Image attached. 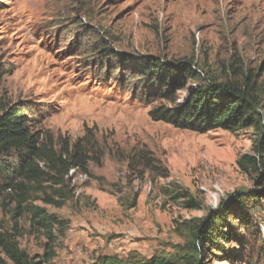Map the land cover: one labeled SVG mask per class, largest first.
Returning a JSON list of instances; mask_svg holds the SVG:
<instances>
[{"label":"rangeland","instance_id":"obj_1","mask_svg":"<svg viewBox=\"0 0 264 264\" xmlns=\"http://www.w3.org/2000/svg\"><path fill=\"white\" fill-rule=\"evenodd\" d=\"M96 41L125 56L189 60L217 80L251 74L264 100V0H0L1 103L27 106L35 128L54 138L90 134L104 151L87 175L71 172L63 207L34 203L66 226L55 233L53 264L132 254L184 264L193 245L195 264H264L262 134L200 135L154 121L159 104L122 83L124 71L95 53ZM259 112L264 122V102ZM245 156L261 168L241 171ZM254 191L259 200L243 198ZM3 199L0 221L11 231ZM220 210L224 219L213 220ZM206 222L217 232L197 241ZM19 226V248L41 257L42 233L27 217Z\"/></svg>","mask_w":264,"mask_h":264},{"label":"trees","instance_id":"obj_2","mask_svg":"<svg viewBox=\"0 0 264 264\" xmlns=\"http://www.w3.org/2000/svg\"><path fill=\"white\" fill-rule=\"evenodd\" d=\"M92 46H96L95 53L101 58L107 55L118 62V68L124 71L122 83L131 82V89L147 104H159L150 112L154 121L200 135L219 130L235 133L253 129L262 134L258 144H264V122L259 112L264 100L251 74L235 80L227 77L217 80L205 76L189 60L168 63L150 56L131 57L107 52L99 41ZM5 71L0 59V79ZM180 93L184 96L179 97ZM33 117L27 106L3 105L0 98V195L4 198L2 210L9 211L12 224L11 231H3L0 221V256L6 259L0 257V264H53L55 233H62L66 226L56 215L34 203L40 200L45 205L63 207L73 194L71 172L87 175L88 165L99 164L104 156L94 136L86 134L75 141L54 138L37 130ZM256 149L261 153L260 148ZM262 164L253 156H245L237 162L246 174L250 169L258 171ZM243 198L252 202L260 199L256 191ZM25 217L30 229L41 232L46 239L41 257L30 258L19 248L18 238L22 235L19 223ZM216 217L221 220L225 215L220 210L213 220ZM213 226L206 222L196 228L197 241L203 239L204 231L210 237L216 233ZM197 252V246L193 245L183 263L195 264ZM92 264L172 263L163 257L143 259L132 254L124 259L98 256Z\"/></svg>","mask_w":264,"mask_h":264}]
</instances>
